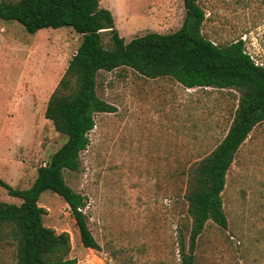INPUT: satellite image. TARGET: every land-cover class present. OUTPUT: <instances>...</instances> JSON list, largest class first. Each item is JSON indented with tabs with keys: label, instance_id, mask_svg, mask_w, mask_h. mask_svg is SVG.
<instances>
[{
	"label": "rangeland",
	"instance_id": "1",
	"mask_svg": "<svg viewBox=\"0 0 264 264\" xmlns=\"http://www.w3.org/2000/svg\"><path fill=\"white\" fill-rule=\"evenodd\" d=\"M12 1V0H10ZM124 42L176 31L182 0H99ZM201 35L218 46L241 40L264 65V0H201ZM80 42L70 28L27 33L0 19V182L16 189L62 144L43 116L47 99ZM105 48L108 34H101ZM96 96L114 107L97 113L65 184L85 199L86 226L98 249L84 248L68 207L43 192V225L68 234L74 264H179L176 236L190 220L182 194L190 164L224 136L238 94L185 89L169 77L147 79L129 68L100 71ZM226 228L207 221L194 264H264V121L238 148L220 194ZM0 201L19 204L0 186ZM0 264H15V244L0 235Z\"/></svg>",
	"mask_w": 264,
	"mask_h": 264
},
{
	"label": "trees",
	"instance_id": "2",
	"mask_svg": "<svg viewBox=\"0 0 264 264\" xmlns=\"http://www.w3.org/2000/svg\"><path fill=\"white\" fill-rule=\"evenodd\" d=\"M201 0H182L180 27L169 34L147 32L128 42L119 37L110 12L99 0H0V19L14 21L33 34L41 29L70 28L80 42L50 93L43 116L63 138L46 164L24 189L0 186L19 204L0 201V235L15 244V264H74L68 259V234H55L43 225L44 210L37 202L43 192L62 199L84 248L97 250L83 214L85 199L64 182V170L76 171L79 152L88 144L93 116L114 112L95 93L96 76L129 68L147 79L169 77L185 89L215 88L238 96L226 133L186 172L182 198L190 220L187 233L177 232L179 264H194V249L207 221L226 228L220 194L230 164L249 132L264 121V65L255 63L236 40L218 46L201 35L204 12ZM108 34L105 48L101 34Z\"/></svg>",
	"mask_w": 264,
	"mask_h": 264
},
{
	"label": "built area",
	"instance_id": "3",
	"mask_svg": "<svg viewBox=\"0 0 264 264\" xmlns=\"http://www.w3.org/2000/svg\"><path fill=\"white\" fill-rule=\"evenodd\" d=\"M44 165V164H43Z\"/></svg>",
	"mask_w": 264,
	"mask_h": 264
}]
</instances>
